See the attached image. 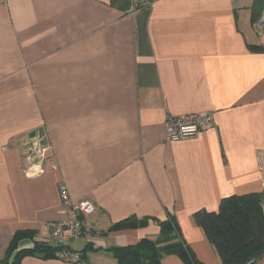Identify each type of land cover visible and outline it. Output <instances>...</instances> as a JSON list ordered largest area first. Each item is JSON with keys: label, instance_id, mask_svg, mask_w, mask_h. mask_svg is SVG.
Here are the masks:
<instances>
[{"label": "crops", "instance_id": "0c3cea01", "mask_svg": "<svg viewBox=\"0 0 264 264\" xmlns=\"http://www.w3.org/2000/svg\"><path fill=\"white\" fill-rule=\"evenodd\" d=\"M253 2L155 0L137 12L132 0L0 3V262L18 232L35 236L11 260L67 219L64 183L73 202L96 206L71 243L96 251L75 264H117L111 249L155 240L159 225L101 232L170 216L199 261L222 264L195 214L264 193V51L249 48L264 49V13L252 23ZM189 114L214 122L196 138L166 141L167 118ZM36 137L52 147L56 170L44 161L45 173L27 172Z\"/></svg>", "mask_w": 264, "mask_h": 264}, {"label": "trees", "instance_id": "16d2710c", "mask_svg": "<svg viewBox=\"0 0 264 264\" xmlns=\"http://www.w3.org/2000/svg\"><path fill=\"white\" fill-rule=\"evenodd\" d=\"M264 13V0H254L251 7L252 23L258 22ZM252 51H264L261 47L249 46ZM150 221L157 222L159 237L142 239L135 245L111 249L117 264H163V257L177 256L183 264H204L186 245L175 219L166 221L136 217L127 218L112 225L106 232L131 230L146 227ZM197 225L203 229L208 241L215 248L222 264H248L264 257V193L231 196L221 201L217 212L200 211L195 214ZM35 233L18 232L12 239L6 257L0 264H20L26 256L56 258L61 248L36 242L32 249L18 250L24 239H32ZM96 251L91 243L81 251V262H88V253ZM12 261V262H11Z\"/></svg>", "mask_w": 264, "mask_h": 264}, {"label": "built area", "instance_id": "2783aa9c", "mask_svg": "<svg viewBox=\"0 0 264 264\" xmlns=\"http://www.w3.org/2000/svg\"><path fill=\"white\" fill-rule=\"evenodd\" d=\"M6 1L7 0H0V3H5ZM154 3L155 0H132V11L137 12L150 9ZM213 122L214 117L211 114L171 116L167 118L164 125L166 141L179 142L196 138L199 132L210 127ZM33 140L34 141L31 142L29 146L26 157L29 165L32 161L38 162V160H36L38 159L37 153L36 155L34 153L35 151H39L42 153L41 157L43 158L40 160L41 162L39 164H43L44 161L47 163L50 162L52 169L56 170L57 165L51 158L52 147L50 145L41 144V141L36 140V138ZM27 172L34 174L36 168L28 166ZM59 192L67 219L49 223L47 227L51 230V233L44 239L43 243L55 248H61L56 254L58 260L69 264L79 263L82 257L81 252L74 251L71 248V242L82 235V218L93 215L96 211V206L89 200L73 202L64 183L60 184ZM248 264H255V262L252 261Z\"/></svg>", "mask_w": 264, "mask_h": 264}, {"label": "rangeland", "instance_id": "374dc122", "mask_svg": "<svg viewBox=\"0 0 264 264\" xmlns=\"http://www.w3.org/2000/svg\"><path fill=\"white\" fill-rule=\"evenodd\" d=\"M38 137H36V139H37ZM42 140H44L43 139V137H42ZM29 151V150H28ZM36 153H37V157H38V159H36V160H38V162L36 163V162H34V161H32L31 162V164L29 165V163H28V161H27V165L29 166V167H35L36 168V172L33 174V175H39V174H42V173H45L46 172V170L44 169V166H43V164H39L41 161L40 160H42L43 158L41 157L42 156V153L41 152H39V151H35V155H36ZM73 241H75V239L74 240H72V242ZM71 242V243H72ZM78 243V244H77ZM80 243H81V241H76L75 242V244H74V246H76V247H78L79 245H80Z\"/></svg>", "mask_w": 264, "mask_h": 264}, {"label": "water", "instance_id": "95a60500", "mask_svg": "<svg viewBox=\"0 0 264 264\" xmlns=\"http://www.w3.org/2000/svg\"><path fill=\"white\" fill-rule=\"evenodd\" d=\"M31 137H35V134L33 133V134H31Z\"/></svg>", "mask_w": 264, "mask_h": 264}]
</instances>
